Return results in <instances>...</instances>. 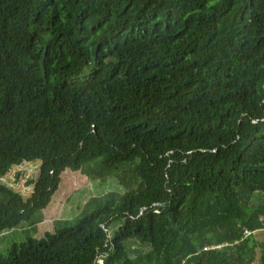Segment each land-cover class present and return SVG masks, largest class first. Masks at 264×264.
Listing matches in <instances>:
<instances>
[{
    "label": "trees",
    "instance_id": "obj_1",
    "mask_svg": "<svg viewBox=\"0 0 264 264\" xmlns=\"http://www.w3.org/2000/svg\"><path fill=\"white\" fill-rule=\"evenodd\" d=\"M65 169L124 192L0 264H264V0H0V234Z\"/></svg>",
    "mask_w": 264,
    "mask_h": 264
},
{
    "label": "rangeland",
    "instance_id": "obj_2",
    "mask_svg": "<svg viewBox=\"0 0 264 264\" xmlns=\"http://www.w3.org/2000/svg\"><path fill=\"white\" fill-rule=\"evenodd\" d=\"M30 163L32 167H35L36 165L38 167V161H32ZM25 169L26 168H23L22 166L20 171L24 172ZM30 172V176H36L37 172L31 167H29L27 174ZM25 176L24 174H22V176L21 174L17 175L16 172L14 182L18 179L20 184L25 187L28 178ZM7 177L8 175L5 176V178ZM109 191L118 192L119 194L124 192L123 187L119 185L116 180H108L106 183H97L96 181L90 180L86 175L79 171L65 169L61 173V179L57 190L52 195L48 205L41 212V221L34 225L39 215V213H37L31 221L23 222L16 229L0 234V252L6 253L12 243H21L28 237L41 238L44 236L45 232H53L55 225L57 229H60L78 223L83 217L90 214L98 205H103V202L100 199L93 203H89V200L93 197H100L102 194ZM25 193L28 195L29 191H25ZM112 228L113 227H110L109 233H111ZM254 234L258 239H263L264 237V232L262 231ZM98 264H102L101 259H98Z\"/></svg>",
    "mask_w": 264,
    "mask_h": 264
},
{
    "label": "built area",
    "instance_id": "obj_3",
    "mask_svg": "<svg viewBox=\"0 0 264 264\" xmlns=\"http://www.w3.org/2000/svg\"><path fill=\"white\" fill-rule=\"evenodd\" d=\"M254 233V231H251V230H249V229H244L243 230V233H242V239L243 238H246V237H248V236H250L251 234H253Z\"/></svg>",
    "mask_w": 264,
    "mask_h": 264
},
{
    "label": "clouds",
    "instance_id": "obj_4",
    "mask_svg": "<svg viewBox=\"0 0 264 264\" xmlns=\"http://www.w3.org/2000/svg\"><path fill=\"white\" fill-rule=\"evenodd\" d=\"M11 230H13V229H11ZM254 233H255V231H254ZM254 233H253V234H254Z\"/></svg>",
    "mask_w": 264,
    "mask_h": 264
},
{
    "label": "crops",
    "instance_id": "obj_5",
    "mask_svg": "<svg viewBox=\"0 0 264 264\" xmlns=\"http://www.w3.org/2000/svg\"><path fill=\"white\" fill-rule=\"evenodd\" d=\"M16 229V228H15ZM14 230V229H13ZM11 231V230H10ZM5 233V232H4ZM2 234V233H1Z\"/></svg>",
    "mask_w": 264,
    "mask_h": 264
}]
</instances>
